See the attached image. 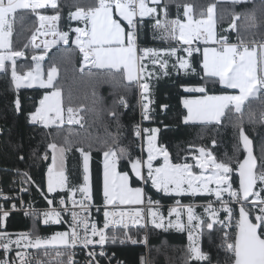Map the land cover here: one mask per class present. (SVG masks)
<instances>
[{
  "label": "snow or ice",
  "instance_id": "snow-or-ice-1",
  "mask_svg": "<svg viewBox=\"0 0 264 264\" xmlns=\"http://www.w3.org/2000/svg\"><path fill=\"white\" fill-rule=\"evenodd\" d=\"M174 2L175 0H168L161 6V0H89L86 7L77 6L74 12L69 13V19L85 24L84 28L74 29L77 34L74 43L83 57L79 71L83 72L87 68L90 78L109 83L114 88L122 85L125 93L138 88L142 118L147 120L150 112L147 81L154 74L149 71L148 62L153 68L159 65L165 75L168 74L169 60L163 56L177 58L172 64L177 71L183 69L186 72H195V68L191 66L189 59L178 55L174 44L169 43L167 48L158 49L139 47L138 40L144 18H155L153 28L157 35L154 38L165 42L174 41L181 46L187 45L188 47H182V50L188 57H192L193 52H200L199 47H192L194 41L202 40L205 45H218L203 48L201 79L204 83L185 88L187 92L201 95L183 101L184 108L187 109L183 120L186 124L199 122L215 125H222L223 120H228L231 127L238 130V144L234 146V156L225 154V159L217 160L211 151L200 147L199 155L193 157L194 165L187 162L173 163L167 149L156 144V133L159 129L141 130L139 125L134 129L136 137H141L142 132L148 133L147 160L145 161L142 155L133 156L120 144L117 109H127L128 101L124 94H119L108 109V115L117 121L116 135L107 132L106 125L105 135L102 137L92 136L87 131L81 134L69 128L59 141L53 139L47 145L51 154V165L47 170V191L55 193L67 189L71 193L68 199L72 206H65V198L60 197L58 205L62 207L44 211L43 223H67V230L52 235H41L38 228L34 227L31 232L18 233L13 239L12 234L4 230V221L9 212L4 211L0 205V250L4 253L0 264H78L74 260V249L77 246L88 249L90 245L94 247L97 244L100 245L101 251L97 254L96 251L89 250L85 264H100L97 255L105 254L103 246L106 242L110 240L115 243L120 239L121 243L130 240L135 244L138 241L129 235L130 226L147 228L149 224L156 229H175L187 234L184 264H191L192 261L211 264V257L202 250L200 241L204 229L211 231L214 225H221V231L234 227V234L231 236L228 232H223L221 248L229 254L225 264H264V160L258 162L254 156L252 140L244 129L245 114L249 122H256L253 102L259 103V121L264 123V32L259 34V39L255 33H251L252 29L264 26V20L258 21L255 12L256 0H231L234 4L253 3L254 10L248 13L243 25L244 33L249 35H242L238 31L237 21L240 20V14L233 13L229 28L222 30L217 36L216 3L208 4L206 10L201 9L199 18L194 17L192 4H177V18L168 19V3ZM258 6L264 13V0H259ZM181 7L185 19L180 18ZM41 9L54 10L55 14H42L38 11ZM29 13L38 21V26L32 32L28 43L23 45V49H14V25L17 22L23 25ZM161 15L163 19L160 18ZM60 19L57 0H0V73L10 71L11 81L17 90L35 85L41 89H51L39 100L35 111L29 113L30 122L54 130L49 136L59 135V131L55 130L63 131L64 125H80L83 128L84 117L81 113H96L98 103L95 99L96 91L93 90L91 108H86L82 103L74 105L71 96L65 107L61 87L56 83L57 66L53 63L46 72L42 67L41 62L51 48L61 42L69 43V32L59 31L57 28ZM229 30L237 33L235 43L224 34ZM36 33L52 35L55 38L43 42L44 50L40 55L31 56L35 67L22 71L18 67V60L25 57L24 49L30 46L40 47L35 43ZM209 85L213 89L219 86L222 94H209ZM228 90H238V93L232 94ZM14 104L16 110L20 111L19 97L14 100ZM212 144L215 146L216 141L213 140ZM94 145L98 146L104 156L102 222L95 220L91 211L95 205L92 203L89 161ZM241 145L246 153L242 159L239 155ZM73 151L82 157L83 185L69 186L68 176L65 174L67 153ZM158 156L163 157V163L154 166L153 161ZM43 158H49L48 152ZM121 160H126L131 165V172L144 185L150 182L157 191L177 197L215 196L220 207L214 208L213 201L209 199L204 206L207 216H204L196 213L194 204H182L177 199L175 205L168 208L167 215H164L157 207L160 201L153 200L144 187L131 186L128 171H117ZM143 165H146V174ZM194 168L200 169V172L193 171ZM234 174L238 175V189L233 187ZM23 177L25 182H33L28 173H23ZM77 192L81 194L79 200L73 198ZM225 193L229 197L227 200L223 198ZM0 197L9 199L2 192ZM45 199L49 205L53 204L52 199L47 196ZM233 205L239 206L238 214ZM15 207L12 205L13 209ZM221 211L225 213L223 218L219 215ZM62 212L67 214V218L62 216ZM31 214L38 215L36 212ZM234 217L237 218L233 225ZM96 237L98 239H95ZM14 249L15 258L9 259L8 253ZM141 264H145L143 258Z\"/></svg>",
  "mask_w": 264,
  "mask_h": 264
},
{
  "label": "trees",
  "instance_id": "trees-1",
  "mask_svg": "<svg viewBox=\"0 0 264 264\" xmlns=\"http://www.w3.org/2000/svg\"><path fill=\"white\" fill-rule=\"evenodd\" d=\"M168 0H163L161 6L167 3ZM58 10L60 11L61 19L58 21L60 31L69 32V43L67 45H57L48 52L42 61L44 71L54 63L58 68V76L56 83L61 87L62 97L65 107L68 105L69 96L72 103H82L86 108L92 107L93 90L96 91L95 99L98 101L96 105V113L91 111L82 112L84 117L80 125H64L63 131H59V135L49 136L53 129L45 128L41 125H34L30 122L29 113L35 111L38 107L39 100L49 89L41 88H13L10 77V72L0 73V181L5 187L12 184V180L28 173L31 177L28 194L33 198H40L39 194L43 193L47 196L45 190V175L50 165V152L47 149L48 143L53 139L58 141L63 134L71 128L75 132L83 134L85 131L91 133L92 136H104L105 125L107 132L113 135L117 134V121L108 115V109L112 107L113 101L117 95L124 94L128 101V108H118L119 113V136L120 144L126 147L135 157L140 156L138 140L134 134L135 126L138 124V95L137 89L125 93L122 85H117L115 88L109 83H103L90 78L88 69L83 72L79 71L81 67V55L77 48L71 43L74 37L68 27L71 25L74 28L78 27L79 23L69 24L67 22V14L70 9L77 6L86 7L89 0H57ZM189 3L193 5V15L199 18L201 9H205L208 4L216 3L217 26L219 33L231 23L233 13L240 14V20L237 21L238 31L242 35L244 33L243 25L246 22V16L254 10L253 3L234 4L232 2H218L217 0H175L174 3H168L169 17L174 16L177 4L183 5ZM259 1L256 0V5ZM45 15H54L55 11L51 9L38 10ZM256 12V7H255ZM19 15V13L17 14ZM257 15V14H256ZM154 22V21H153ZM152 21H144L140 29L139 43L141 45H154V48H167L163 42L156 40L155 30L152 26ZM38 25L35 17L29 13L28 18L21 25L17 22L14 25L13 33V48L23 49V45L28 43L32 32ZM262 32L261 27L251 30V33L256 34L259 39V34ZM231 40L237 39V33H229ZM26 55L18 61V67L22 71H26L32 66L31 55L34 52H43V49H35L31 46L24 49ZM179 54V52H178ZM169 60L168 74L158 71L159 66L148 64V69L152 71L153 76L147 81L149 83L148 98L150 101L149 117L151 124L146 127L159 129L157 135L158 146H163L170 154V159L173 163L189 162L188 150L189 146H202L211 150L217 157V160L225 159L227 156H234V146L238 144V130L231 127L228 120H223L222 125L215 124H185L183 117L185 110L181 105V99L189 95H195L185 92L187 87H195L204 83L201 79L203 72L201 67V57L199 53H194L190 57V63L195 72L192 71H177L172 67L174 60L170 57L163 56ZM20 64V66H19ZM228 92H232L228 90ZM209 94H222L219 86L215 89L209 85ZM19 97L21 110L17 111L14 100ZM166 106V107H165ZM102 109V110H101ZM253 111L256 112V122L251 123L248 120L247 114L244 116V129L246 135L253 141L255 156L260 160H264V123L259 121L261 111L258 102H253ZM216 144L213 146L212 141ZM241 147V146H240ZM48 152L49 158L45 160L43 157ZM103 153L98 150V146L94 145L90 161H89V176L90 187L93 201L98 203L101 200L102 192V177L101 163ZM240 158L244 156V152L240 151ZM23 157V159H21ZM120 172L128 171L131 177L130 183L133 187H144L146 193L153 200H158L162 203H174L179 199L183 203H191L193 201L203 202L209 197L203 196H172L159 193L154 190L149 182L144 185L138 181L132 174L130 164L126 160H121L118 163ZM65 174L68 176L69 186L83 185V161L78 152L67 153ZM235 184L233 187L238 189V175H233ZM259 183V182H258ZM80 193H76L79 195ZM55 196H68L70 193L67 189L53 193ZM252 199V198H250ZM39 204L43 205L44 200H40ZM250 207V205H249ZM201 210V209H199ZM258 213V208L256 209ZM255 214V213H254ZM30 227V221L24 218L21 214H12L6 221V229L10 231H24ZM45 234L51 232V228H41ZM218 225L214 229L204 230L201 237L202 250L211 257V264H225L228 260V253L221 248L222 231ZM62 230V229H61ZM187 236L185 233L176 230L153 231L149 237L150 246V262L151 264H184L185 249L187 246ZM142 254L140 247L119 248L116 250V255L127 264H138L139 255ZM191 264H198L192 261Z\"/></svg>",
  "mask_w": 264,
  "mask_h": 264
},
{
  "label": "built area",
  "instance_id": "built-area-1",
  "mask_svg": "<svg viewBox=\"0 0 264 264\" xmlns=\"http://www.w3.org/2000/svg\"><path fill=\"white\" fill-rule=\"evenodd\" d=\"M257 1H259V0H257ZM76 22L80 23V28L85 27L84 22H82V21H76ZM228 28L229 27L224 28V29H228ZM230 32H231V30H229L225 33L228 34ZM236 40L237 39L231 40V42L235 43ZM138 46L139 47H148V48H154L155 47L154 45H141L139 43V40H138ZM175 46L177 48L185 47V45L181 46L180 44H176ZM206 46L218 47V45H212L211 43H209L208 45H205L202 40L194 41L192 44L193 48L206 47ZM81 59H83L82 55H81ZM136 89H137V95H138V108H139V110H138V124L137 125L140 126L141 130L148 129L146 126L151 124V119H150V117L147 120L142 118L141 106H140V92H139L138 88H136ZM144 134L145 133L142 132L141 137H139V138L136 137L137 139H139V142H140V140L142 141ZM29 185H30V182H25V178L22 175L15 177L12 180V184H10L8 187H5L4 184L2 183V181H0V192H2L4 195L9 197V199H7V200L0 197V205L3 206V210L8 211L9 216L12 214H21L24 218H27L30 221V226H31V224H36L39 227L38 230H39L41 235H52L55 232H58L59 230L60 231L67 230V228H68L67 223L62 222V223H55V224H50V223L44 224L43 223L44 217L42 215L44 211L49 210L50 208L62 207V206L58 205V201H59L60 197H62L63 195L62 196H55L53 194L46 192L47 198L53 200V204L49 205L47 200L45 199V195L43 193H40L39 194L40 198H37V199L30 196L28 194ZM63 197L65 198V202H66L65 206L70 208L72 205H71V201L68 199L69 195L63 196ZM73 198L76 200H79V199H81V194L75 195ZM223 198L225 200L229 199L227 193L224 194ZM209 199L213 201V207L214 208L220 207L219 202L216 201L215 196H209V198L206 201L196 202V203H194V205L196 206L197 209H201L202 211H204V206H206ZM40 200H44L43 205L38 203ZM92 203L95 205V207H93L91 209L92 217L95 220L102 222V220H103V208H104L103 196L101 197L100 202L96 203L92 199ZM181 203L185 204L183 202H181ZM12 205L16 206L15 209L12 208ZM174 205H175V202L174 203H162V202H160V204L157 207H159L160 211L162 213H164L165 211L166 212L168 211L169 207H172ZM233 206L236 208V211H237V208L239 206L238 205H233ZM97 209H100V210L97 211ZM77 210H79V209H77ZM33 212L38 213V215H32L31 213H33ZM26 213H29V214L26 215ZM219 215L222 218L225 217V213L223 211H221L219 213ZM62 216H65L67 218L66 213L62 212ZM8 217L4 221V230H6L8 233L12 234L13 239H15L16 234H18V233L31 232L32 231V229H30V227L24 231L7 230L6 229V221H7ZM236 218L237 217L233 218V221H232L233 225L235 224ZM218 226L222 227L221 225H218ZM151 227H153L151 224H149L147 228H139L138 226H136V227L130 226L129 235H131L133 239H136L138 241L135 244L132 243L130 240H125L123 243H121L120 239H117L115 243L111 242L110 240L108 242H106L103 246V251L105 254L103 256L97 255V259L99 260L100 264H127L123 260H121V258H119L116 255V250H118L119 248H127V247H140L142 249V254H140L139 258H138V264H141L142 258H143L145 264H151V262H150V246H149V237H150L149 230ZM41 228H51V232L48 234H45ZM224 231L228 232L231 236L234 234V227L224 228V230L222 231V237H223ZM117 235L118 236L120 235V230L117 231ZM145 236H147V242L146 243H145ZM95 239H98V237H96ZM89 250H94L98 254L101 251V247L98 244L95 245L94 247L92 245H90L88 249H82L81 246H77V248L74 249V251H75L74 260L77 261L78 264H85L86 260L88 259L87 253ZM29 251H32V250H29ZM3 257H4L3 250H0V258H3ZM8 258L9 259L15 258V249L8 253Z\"/></svg>",
  "mask_w": 264,
  "mask_h": 264
},
{
  "label": "rangeland",
  "instance_id": "rangeland-1",
  "mask_svg": "<svg viewBox=\"0 0 264 264\" xmlns=\"http://www.w3.org/2000/svg\"><path fill=\"white\" fill-rule=\"evenodd\" d=\"M76 10V8H73V9H70L69 10V12H68V14H67V17H66V19H67V22L69 23V24H76V23H78V22H76V20H70L69 19V13L70 12H74ZM227 27H229V25L228 26H226V28ZM57 28H58V22H57ZM75 28H77V27H75ZM73 26H69L68 27V29H70L72 32H74V37H73V39H72V44L75 46V48H77L76 47V45H75V43H74V41L76 40V33H75V31H74V29H75ZM58 30H59V28H58ZM60 31V30H59ZM234 33L236 32V31H233ZM45 37V39H46V41H51V40H53L55 37H53L52 35H47V36H44ZM41 37H37V39H36V41L39 43L40 42V39ZM40 45H42L41 43H40ZM57 45H59V43L57 44ZM56 45V46H57ZM186 46V45H185ZM187 47V46H186ZM41 48H43V47H41ZM77 50H78V48H77ZM79 51V50H78ZM40 53V52H39ZM35 54V53H34ZM178 55H180V54H178ZM182 55V54H181ZM170 59H172V60H176L177 58L175 57V56H173V57H170ZM82 61V60H81ZM170 63V62H169ZM83 63H81V65H82ZM19 66H20V64H19ZM34 63H33V65L31 66V67H33L34 68ZM160 72H163V70H161L160 69ZM12 86H13V88H15L14 87V85H13V83H12ZM232 92H230V93H232V94H236V93H238V90H231ZM218 95V94H217ZM196 96H199V95H189V96H186V97H183L182 99H181V105H182V107L184 108V105H183V101L185 100V99H189V98H194V97H196ZM148 101H149V98H148ZM148 101H146V102H148ZM150 104V103H149ZM184 110H185V115H187V109H185L184 108ZM183 123H184V120H183ZM195 123H197V124H202V123H199V122H195ZM186 124V123H185ZM188 124V123H187ZM189 124H193V122H189ZM147 136H148V133H145L144 134V136H143V139H142V141L140 140V142H139V139H137L138 140V145L140 146L139 147V150H140V156L142 155L143 156V159L146 161V159H147V152H145V150H146V146H147ZM200 147H202V146H189L188 147V150H189V154H188V159L190 160L189 162H187V163H189V164H195V160H194V156H198L199 155V151H198V149L200 148ZM207 149V148H206ZM208 150V149H207ZM209 151H211V150H209ZM212 152V151H211ZM161 163H163V157L162 156H158L157 157V159L155 160V161H153V165L154 166H158L159 164H161ZM182 163H184V162H182ZM143 171H144V173L146 174V171H147V169H146V165H143ZM193 171H195V172H197V173H199L200 172V170L198 169V168H194L193 169ZM209 187H215V185H209ZM153 188V187H152ZM255 190H258V189H255ZM59 191V190H58ZM79 193V192H78ZM163 193V192H162ZM164 194V193H163ZM70 195H71V193H70ZM165 195H168V194H165ZM174 195V194H173ZM185 196H190V195H185ZM197 196H203V197H209L208 195H197ZM197 196H195V197H197ZM192 204H194V203H196V201H193V202H191ZM186 204H189V203H186ZM195 211H196V213L197 214H202V215H204V216H207V214L206 213H204V211H202V210H199V209H197L196 207H195ZM164 215H167V213H163ZM173 219H174V217H173ZM184 219L186 220V216L184 217ZM50 224H55L54 222H50ZM215 226V225H214ZM34 227H36V228H38L39 229V227L36 225V224H31V226H30V229L32 228H34ZM157 230H162V231H164L163 229H155V228H153V227H151L150 228V230H149V234H151V232H153V231H157ZM170 230V229H169ZM172 230H175V229H172ZM204 230H207V229H204ZM58 232H60V230L58 231ZM186 234V233H185ZM186 236H187V234H186ZM188 241V240H187Z\"/></svg>",
  "mask_w": 264,
  "mask_h": 264
},
{
  "label": "crops",
  "instance_id": "crops-1",
  "mask_svg": "<svg viewBox=\"0 0 264 264\" xmlns=\"http://www.w3.org/2000/svg\"><path fill=\"white\" fill-rule=\"evenodd\" d=\"M162 1L163 0H161V3H162ZM218 2H231V0H217ZM158 11H159V9H158ZM179 12H180V18L181 19H185L184 17H183V7H181L180 8V10H179ZM256 14H257V18H258V21L259 20H264V13H262L261 12V10H260V8H259V6L258 5H256ZM161 19H163V16L161 15V17H160ZM177 18V8L175 9V12H174V16L173 17H169L168 16V19H176ZM144 21H154L153 23H152V26L154 25V23H155V18L154 17H145L144 18ZM38 26V25H37ZM78 27H80V23H79V25H78ZM226 28V27H225ZM154 29V28H153ZM261 29H262V32H264V26H261ZM224 30V29H223ZM216 31H217V29H216ZM232 33H234L233 31H231ZM225 35H229V33L227 34V33H224ZM36 35H37V37L39 38V37H41L39 40H40V42L38 43L37 41H35V43L36 44H39L40 45V43L42 44V45H40V47L39 48H35V49H43L44 50V45H43V42L44 41H46V39H45V35H41L40 33H36ZM157 34H156V32H155V36H156ZM220 35V33L217 31V36H219ZM30 39H31V37H30ZM156 40H158V41H161V42H163V44H165V45H169V43H171V44H174V45H176V42H174V41H171V42H165V41H163V40H161V39H159V38H155ZM59 44H61V45H67V44H63L62 42L61 43H59ZM41 47H43V48H41ZM186 47V46H185ZM200 48V52H193V54L194 53H199V55H200V57H201V67H202V59H203V55H202V53H203V48L204 47H199ZM178 49V52H179V54H180V56H182V57H184V58H187V59H189L190 60V57H188L187 56V53H185V52H183V50H182V48H177ZM35 53V55H40L41 54V52L39 53V52H34ZM182 54V55H181ZM32 55H34V54H32ZM31 55V56H32ZM31 58V57H30ZM21 59H23V58H21ZM82 61H81V63H83V59H81ZM19 61V60H18ZM176 61V60H175ZM34 63V62H33ZM33 63H32V65H33ZM41 64H42V62H41ZM148 64H151L150 62H148ZM35 65V64H34ZM156 66H159V65H156ZM35 67V66H34ZM43 67V66H42ZM177 68H178V65H177ZM150 71V70H149ZM158 71H160V67H159V70ZM181 71H184L183 69H181ZM10 72V71H9ZM46 72V71H45ZM58 76V75H57ZM10 77H11V73H10ZM22 88H40L38 85H35V86H33V87H22ZM188 88V87H187ZM49 91H51V89H49ZM186 93H190V94H195V95H201L200 93H192V92H187V91H185ZM38 106H39V103H38ZM32 123V122H31ZM32 124H34V123H32ZM189 124V123H188ZM193 124H197V123H193ZM34 125H41V124H34ZM41 126H43V125H41ZM149 129H152V128H149ZM157 135H158V132L156 133V144H157ZM157 146H158V144H157ZM159 147V146H158ZM49 152H50V150H49ZM145 152H147V146H146V150H145ZM50 158H51V154H50ZM147 160V159H146ZM50 165H51V159H50ZM49 165V166H50ZM130 168H131V165H130ZM48 170V169H47ZM117 171L118 172H120L119 171V169H118V165H117ZM133 174V176H134V173H132ZM101 177H102V192H101V195L103 196V180H104V156L102 155V163H101ZM135 177V176H134ZM47 182H48V173L46 172V175H45V190H46V192L48 193V191H47ZM142 182V181H141ZM143 183V182H142ZM154 190H156L155 188H153ZM157 191V190H156ZM157 192H159V191H157ZM159 193H162V192H159ZM50 194H53V193H50ZM172 196H175V195H172ZM185 196V195H184ZM164 213H167L166 211L164 212Z\"/></svg>",
  "mask_w": 264,
  "mask_h": 264
},
{
  "label": "water",
  "instance_id": "water-1",
  "mask_svg": "<svg viewBox=\"0 0 264 264\" xmlns=\"http://www.w3.org/2000/svg\"><path fill=\"white\" fill-rule=\"evenodd\" d=\"M252 147H253V141H252ZM241 149H242V145H241ZM242 151H243V149H242ZM253 154H254V156H255V153H254V148H253ZM244 155H246V153L244 152ZM200 170V169H199ZM255 190V189H254ZM237 214H238V208H237Z\"/></svg>",
  "mask_w": 264,
  "mask_h": 264
},
{
  "label": "bare ground",
  "instance_id": "bare-ground-1",
  "mask_svg": "<svg viewBox=\"0 0 264 264\" xmlns=\"http://www.w3.org/2000/svg\"><path fill=\"white\" fill-rule=\"evenodd\" d=\"M32 229V228H31Z\"/></svg>",
  "mask_w": 264,
  "mask_h": 264
}]
</instances>
